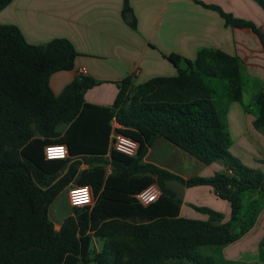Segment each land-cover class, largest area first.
<instances>
[{
  "label": "trees",
  "instance_id": "trees-1",
  "mask_svg": "<svg viewBox=\"0 0 264 264\" xmlns=\"http://www.w3.org/2000/svg\"><path fill=\"white\" fill-rule=\"evenodd\" d=\"M11 1L0 0V12ZM255 1L264 10V0ZM206 7L227 25L252 30L264 49V33L255 24ZM130 13L125 0L123 17L135 27ZM77 56L67 39L31 45L17 27L0 24V264H216L200 249L226 246L247 232L257 214L243 220L242 196L264 189V172L230 153L215 92L205 82L228 81L230 99L240 101V60L210 49L193 61L171 55L176 76L137 86L127 79L113 106L102 108L85 102V92L96 84L91 78L78 76L58 96L50 88L51 75L72 71ZM255 103L254 127L264 128V90ZM114 119L122 126L118 132L138 143L136 156L112 149ZM157 139L207 166L222 161L226 171L184 180L145 162ZM56 143L67 146L69 157L46 160L45 147ZM82 163L89 168L80 171ZM169 181L211 187L230 204V219L224 222L221 213L202 207L195 209L208 215L206 221L181 217L182 200L166 186ZM71 183L91 187L95 203L71 207L56 232L49 207ZM152 184L161 196L143 206L136 196ZM94 239L101 244L98 252Z\"/></svg>",
  "mask_w": 264,
  "mask_h": 264
},
{
  "label": "crops",
  "instance_id": "crops-1",
  "mask_svg": "<svg viewBox=\"0 0 264 264\" xmlns=\"http://www.w3.org/2000/svg\"><path fill=\"white\" fill-rule=\"evenodd\" d=\"M128 4L135 27L123 17L125 0H12L0 12V24L17 27L31 45H44L54 39L69 40L78 53L74 69L51 75L50 88L56 96L60 95L79 76L80 70L85 69V77L96 82L85 92V102L102 108L113 106L127 79L137 86L154 78L176 76L177 69L168 59L171 55L193 61L201 50L210 49L237 57L242 70L241 100L232 101L227 94L220 110L213 88V101L233 140L230 153L243 164L264 172V146L257 147L256 144H262L257 141L260 134L254 127L258 110L250 113L243 102L245 81H258L260 90L255 97L264 90L262 43L252 30L227 25L218 11L206 6L218 7L237 20L251 22L264 33L263 8L255 0H128ZM184 153L167 141L157 139L145 162L184 180L195 176L208 178L226 171L222 161L207 166ZM187 163L199 171H189ZM88 168V164L82 163L79 170ZM107 172L111 173V166L107 167ZM74 186L71 183L63 192L69 207L68 191ZM166 186L182 200L181 217L206 221L208 215L195 209L202 207L221 213L224 222L230 219V204L220 199L211 187L188 188L178 181H169ZM260 192L250 191L242 196V211L255 206ZM70 208L62 211L57 222L52 221L56 232L71 215ZM254 212L257 214L255 222L248 231L222 249L223 260L234 264H264V206ZM93 244L98 252L101 244L95 239ZM203 255L212 257L207 253Z\"/></svg>",
  "mask_w": 264,
  "mask_h": 264
},
{
  "label": "built area",
  "instance_id": "built-area-1",
  "mask_svg": "<svg viewBox=\"0 0 264 264\" xmlns=\"http://www.w3.org/2000/svg\"><path fill=\"white\" fill-rule=\"evenodd\" d=\"M79 76H86L85 69L80 70ZM111 147L118 153L128 157L136 156L138 152V143L129 137L119 133L118 130L122 126L114 119L111 123ZM44 157L46 160H65L69 157L68 148L65 144L56 143L49 144L44 149ZM161 196V190L156 184H152L139 194L136 198L143 206L153 204ZM69 205L75 209L92 207L95 203L94 195L89 186H74L68 191Z\"/></svg>",
  "mask_w": 264,
  "mask_h": 264
},
{
  "label": "rangeland",
  "instance_id": "rangeland-1",
  "mask_svg": "<svg viewBox=\"0 0 264 264\" xmlns=\"http://www.w3.org/2000/svg\"><path fill=\"white\" fill-rule=\"evenodd\" d=\"M205 82L209 86H211L212 88L215 89V91H216V95H215L216 105H217L218 109L222 110L223 106L221 103L223 102L225 96L228 94V91H229V86H227L228 82L226 80L217 79V78H205ZM245 83H247V84L244 87V91H245V96H244V101H243L244 105L246 107H248L250 113H252V114L257 113L258 107L255 103L254 97H255V94L260 90V87H258V81L255 79H251L249 82H248V80H247V82L245 81ZM257 131L260 134V135H258L259 138L257 141H258V143H260L262 145H259V144H256V145H257V147L260 148V147L264 146V128L257 129ZM250 139L253 140L254 138H250ZM230 141H231V145H232L233 140L231 138H230ZM182 152H184V151H182ZM184 154H186V153H184ZM232 155L234 156V154H232ZM234 157H236V156H234ZM187 164H188L187 168L189 169V171H191V172L199 171V168L193 167L192 165H190V163H187ZM248 194H250V192L247 193V195ZM247 199H245L244 203H247ZM263 206H264V189L257 195V202L255 203V206L253 208L255 209V211H258V208H261ZM244 207H245V205H244ZM66 208L68 209L70 207L68 206L66 195L63 194L62 197L58 201H56L55 203H53L49 207L50 219L52 221L57 222V220L59 219L58 216ZM253 208H250V209L245 208L242 211V217L244 216L243 220L245 222H247L249 220L252 213L254 212ZM237 231H239V227H237L236 232ZM223 248H224V246H208V247L201 248L200 252L203 254L207 253L208 255H211L214 258L216 264L217 263L218 264H234L232 262H228V261H225L222 259V249Z\"/></svg>",
  "mask_w": 264,
  "mask_h": 264
}]
</instances>
